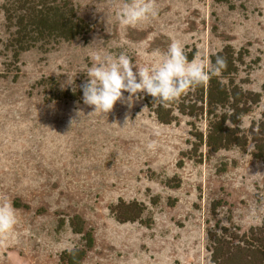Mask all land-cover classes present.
Listing matches in <instances>:
<instances>
[{
	"label": "rangeland",
	"instance_id": "374dc122",
	"mask_svg": "<svg viewBox=\"0 0 264 264\" xmlns=\"http://www.w3.org/2000/svg\"><path fill=\"white\" fill-rule=\"evenodd\" d=\"M72 2L91 30L19 58L5 48L0 9V203L10 202L18 220L0 237V264H61L63 251L83 245L70 227L76 215L95 238L82 264H213L209 231H247L264 219V162L253 144L245 152L200 147L192 152L200 163L190 153L194 119L159 123L146 93L106 115L83 94L54 99L45 81L78 92L98 56L124 52L138 67H154L173 41L188 60L206 61L229 44L243 51L235 82L261 93L239 120L246 131L264 112V0H156L157 14L136 27L119 23L125 0ZM195 126L206 132L204 119ZM119 198L145 203L151 227L117 222L110 206Z\"/></svg>",
	"mask_w": 264,
	"mask_h": 264
},
{
	"label": "trees",
	"instance_id": "16d2710c",
	"mask_svg": "<svg viewBox=\"0 0 264 264\" xmlns=\"http://www.w3.org/2000/svg\"><path fill=\"white\" fill-rule=\"evenodd\" d=\"M0 9L8 35L4 45L12 57L19 58L20 54L34 48L46 51L48 46L71 41L91 30L89 23L78 16L72 0H2ZM241 52L236 54L228 44L212 54L211 67L215 65L217 56L226 59L227 66L220 75L212 74L206 83L189 88L167 106L153 102L150 95L144 98L147 107L161 124L177 123L179 116L193 118L194 121H189L188 125L194 127L195 122L206 121L205 133L194 130V127L189 131L193 136L191 157L197 162L203 161L202 155L196 157L192 152L200 147H206L209 153L231 149L245 152L249 143L254 146L253 157L264 162V112L261 119L253 121L248 130L239 127L241 116L251 112L261 101L260 92L242 90L246 81L237 84L234 80L237 63L242 62ZM45 83L49 90L55 92L54 99L79 100L83 94L82 89L78 92L59 89L53 77L47 78ZM147 210V205L141 201L122 198L110 206L117 222H139L142 226L151 227L153 219L145 217ZM70 227L75 234L81 235L83 245L63 251L59 256L60 263L82 264L95 244L93 230L86 229L84 220L77 215L70 219ZM208 241L213 264H264V219L260 225L251 226L247 231L237 226H216L215 230L208 232Z\"/></svg>",
	"mask_w": 264,
	"mask_h": 264
},
{
	"label": "clouds",
	"instance_id": "9594fccd",
	"mask_svg": "<svg viewBox=\"0 0 264 264\" xmlns=\"http://www.w3.org/2000/svg\"><path fill=\"white\" fill-rule=\"evenodd\" d=\"M156 14V0H125L119 8L118 20L122 26L136 27ZM160 55L163 59L154 67H138L124 52L103 59L96 57L87 71L88 79L80 86L83 103L94 106V112L107 115L118 101L131 107L141 98L140 94L146 93L153 102L167 106L186 90L206 83L212 74H220L227 66L221 56L216 57L211 69L208 68L210 61L203 58L188 61L179 41H173L167 52ZM17 222L12 204L0 203V237L11 233Z\"/></svg>",
	"mask_w": 264,
	"mask_h": 264
}]
</instances>
